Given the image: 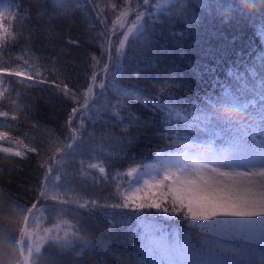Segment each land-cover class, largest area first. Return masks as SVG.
I'll use <instances>...</instances> for the list:
<instances>
[{
    "label": "snow or ice",
    "instance_id": "1",
    "mask_svg": "<svg viewBox=\"0 0 264 264\" xmlns=\"http://www.w3.org/2000/svg\"><path fill=\"white\" fill-rule=\"evenodd\" d=\"M249 2L234 0L233 3L213 6L208 0H198L197 6L201 9L214 7L224 16H247L242 5ZM3 3L4 0H0V4ZM39 3L42 7L37 16L44 21L41 27L13 34L0 24V74L33 81L31 86L40 87L41 92L46 94L31 97L35 103L51 97L63 102L64 106L60 109L64 112L63 120L45 126L46 131L62 149L67 150L69 158L74 159L78 149L82 153L87 152L86 157L82 154V158L76 161L81 168L79 178L90 177L95 184L97 177L92 170H96L100 174L99 182H111L113 191L107 196L88 195L86 184L83 190L75 185L62 187L64 173L53 169V175L45 178L47 165H37L42 169L36 178L38 183L26 188V191L37 194L29 213L35 227L25 233L26 240L32 243L35 251L40 254L51 243L58 253H71L77 262L92 257L94 264H106L109 258L118 261V264H264V78L258 88L251 89L259 100L255 114L248 109L256 101H246L242 94L219 79L216 81L219 90L211 95L205 94L190 108L169 91L177 86L171 73L156 84V95L149 96L146 89L135 85L121 87L120 78L130 53L133 58L139 56L141 61L152 64L149 54L156 41L144 23L150 0H142L145 10L141 11V5H137L134 13L131 0H122L121 3L111 0L103 7L99 0H86V4L96 12L100 24L104 25V30L96 37L100 54L88 53L82 61L89 69L86 83H73L72 73L61 60L63 50L43 55L32 46L33 36L38 31L45 38L53 34L48 23L52 15L49 5L46 0H39ZM75 8L84 14L85 9L81 5L77 4ZM109 8L114 14L110 26L106 11ZM130 13L134 15L131 20ZM161 13L168 20H187L193 16L189 0H157L155 14L160 17ZM66 14L63 9L58 13L60 18ZM25 19H30V16L26 14ZM21 35L25 44L16 51L9 46V39L15 42ZM113 36H118L116 42H113ZM67 42L79 44L75 38ZM138 42L143 45L139 51ZM5 56L18 61L15 69L3 66ZM261 73L264 77V63L261 64ZM109 89L116 97L115 102H105L98 107V101ZM128 100H135L155 111L166 125L175 127L176 131L164 135L173 144L180 145L182 151L157 152L154 162L148 167L162 172V175L146 174L147 178H138L134 187L125 188L119 181L133 177L140 166L130 165L126 170L113 168L107 159L102 158V152L97 153L95 148L88 149L86 145L87 139L94 135V132H87L88 124H94L101 115L108 113L123 121L125 117L121 113L128 108ZM221 109L244 113L245 121L234 124L219 120L215 113ZM138 119L130 112V124ZM181 123L189 135H180ZM32 126L37 127L38 124ZM107 138L124 144L122 139L110 133ZM258 138H261L259 147ZM104 139L105 135H101L100 140ZM131 142L130 139L127 141ZM31 151L40 153V149L36 148ZM121 152L123 156L118 154L117 159L127 158L124 148ZM250 153H258V168L250 163ZM15 155L20 160L30 158L19 148L15 150ZM192 161L198 163L189 166ZM68 196H74L75 207L83 209L94 221L100 215H135L140 221L139 227L143 229L135 250L120 248L111 239L98 241L94 235L81 229L79 220L71 219L72 213L67 207L49 206V201L67 204ZM17 211L23 213L24 209ZM150 215L179 218L186 226L183 239L170 235L160 224L145 222ZM193 233L200 237L196 243L192 240ZM48 260L49 264H63L58 255L48 257Z\"/></svg>",
    "mask_w": 264,
    "mask_h": 264
},
{
    "label": "trees",
    "instance_id": "2",
    "mask_svg": "<svg viewBox=\"0 0 264 264\" xmlns=\"http://www.w3.org/2000/svg\"><path fill=\"white\" fill-rule=\"evenodd\" d=\"M46 2L52 12L48 23L53 34L45 38L38 31L33 36L32 46L43 55L56 54L63 50L61 60L65 62L64 67L72 73L73 83H86V73L89 69L82 61L88 53L100 54L96 37L98 32L104 30V25L100 24L96 12L91 5L86 4V0ZM99 2L103 7L110 4L111 0ZM117 2L121 3L122 0ZM156 2L157 0H150L144 19L145 28L156 41L149 54L152 64L141 61L139 56L133 58L130 53L124 64L120 86L135 85L146 89L149 96L156 95V84L171 73L176 78L177 86L169 91L190 108L192 104L204 98L205 94L211 95L218 91L216 81L219 79L233 91L242 94L246 101H256V104H250L248 109L255 114L259 100L251 89L258 88L264 78L261 73V64L264 63V59H261L264 58V15L261 14L264 13V8L261 7L264 5L256 0L257 11L246 14L247 16L230 17L221 15L214 7L201 9L197 6L198 0H189L192 5V18L168 20L162 13L157 17ZM208 2L214 6L217 3H233L234 0ZM77 4L85 9L84 14L76 10ZM131 5L133 13L137 5H141V11L145 10L142 0H131ZM41 7L39 0H4V3L0 4V24L13 34L27 32L33 27L39 28L44 23L43 18L37 16ZM62 9L66 10L67 14L60 18L58 13ZM106 11L110 26L114 14L110 8ZM26 14L30 19H25ZM133 18L134 15L130 13L129 20ZM70 38L78 39L79 44H69L67 41ZM112 40L116 42L118 36H113ZM24 44L22 35L15 42L9 39V46L14 47L16 51ZM142 47L138 42L137 51ZM4 60L3 66L6 69H15L18 64L16 59L8 56H5ZM33 83L25 77L0 74V264H49L48 257L57 255L63 264H94L92 257L77 262L71 253H58L51 243L38 254L32 243L26 240L25 233L35 227L29 219V213L37 195L35 192L26 191V188L38 183L36 178L42 169L37 165H47L45 178L53 175V169L64 173L62 187L75 185L77 189L83 190L86 184L88 195L107 196L113 191L111 182H99L100 174L96 170H92L97 177L95 184L90 177L79 178L81 168L77 162L82 158V154L86 157L87 152L82 153L78 149L74 154L75 160L69 158L67 150L62 149L45 128L51 123L63 120L64 112L60 110L64 106L63 102L57 97H51L47 101L40 99L35 103L31 97H43L46 94L41 92L40 87H32ZM115 99L113 91L106 90L104 98L98 101V107L105 102L114 103ZM126 104L128 108L121 113L125 117L123 121L108 113L101 115L94 124H88L87 132H94V135L87 139L88 149L95 148L97 153L102 152V158L107 159L113 168L124 170L130 165L140 166L153 161L159 151L182 150L180 145L173 144V141L164 135L177 129L166 125L161 115L135 100H128ZM103 111L101 109L102 113ZM130 112L139 118L131 124ZM215 115L219 120L234 124L245 121L244 113L232 110L221 109ZM35 123L38 124L37 127L32 126ZM126 125L128 127L125 130ZM179 131L181 136L189 135L182 123ZM108 133L122 139L124 144L108 139ZM101 135H105L103 141L100 140ZM129 139L132 141L130 144L127 143ZM260 139H257V147L260 146ZM17 148L30 158L20 160L15 155ZM32 148L40 149V153H34ZM121 148L126 150L127 158L117 159L118 154L123 156ZM67 199L68 203L65 205L49 201V206L67 207L72 213L71 219L79 220L81 229L86 234L94 235L98 241L111 239L120 248L135 250L136 241L143 234V229L139 227L140 221L135 215H100L94 221L83 209L75 207L74 196H68ZM17 209H24V212L21 213ZM145 222L160 224L170 235L180 239H183L186 233L185 223L179 218L150 215L145 218ZM199 239L198 235L192 234L193 243ZM106 264H118V261L109 258Z\"/></svg>",
    "mask_w": 264,
    "mask_h": 264
},
{
    "label": "rangeland",
    "instance_id": "3",
    "mask_svg": "<svg viewBox=\"0 0 264 264\" xmlns=\"http://www.w3.org/2000/svg\"><path fill=\"white\" fill-rule=\"evenodd\" d=\"M262 37L264 38V35ZM201 155L203 156L204 154L201 153ZM248 158H249V161H250L251 164L256 165L257 168L259 167L258 153L256 155L255 154H249V157ZM154 160L148 162L147 164L140 165L139 172L137 174H135L133 177H128L126 180H123L122 179L121 181H119V183L123 184V186L125 188H127L129 186H133L134 187L136 181L138 180V178H140V177L147 178V175L146 174H152V175L161 174L162 175V172H159L158 173V171L156 169H153V168H149L148 167V165L149 164H152L154 162ZM196 163H198V162L192 161V162L189 163V166H192V165H194ZM139 182L142 183V179H140Z\"/></svg>",
    "mask_w": 264,
    "mask_h": 264
},
{
    "label": "clouds",
    "instance_id": "4",
    "mask_svg": "<svg viewBox=\"0 0 264 264\" xmlns=\"http://www.w3.org/2000/svg\"><path fill=\"white\" fill-rule=\"evenodd\" d=\"M259 2L262 4L264 3V0H259ZM257 7H256V0H250L249 3L244 4L243 6V11L245 14H251L254 11H257Z\"/></svg>",
    "mask_w": 264,
    "mask_h": 264
},
{
    "label": "water",
    "instance_id": "5",
    "mask_svg": "<svg viewBox=\"0 0 264 264\" xmlns=\"http://www.w3.org/2000/svg\"><path fill=\"white\" fill-rule=\"evenodd\" d=\"M23 226H24V223H23Z\"/></svg>",
    "mask_w": 264,
    "mask_h": 264
}]
</instances>
